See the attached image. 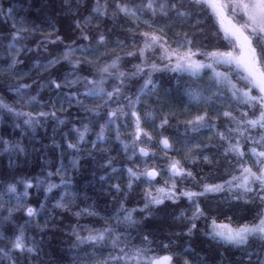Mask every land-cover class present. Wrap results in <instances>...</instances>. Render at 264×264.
<instances>
[{
	"label": "trees",
	"instance_id": "obj_1",
	"mask_svg": "<svg viewBox=\"0 0 264 264\" xmlns=\"http://www.w3.org/2000/svg\"><path fill=\"white\" fill-rule=\"evenodd\" d=\"M41 2L42 0H0V4L5 9L11 6L14 10L11 17H5L0 13V69L6 68L7 54L4 48L8 42L2 37L13 31L12 24H15L17 28L21 27L22 22L26 26H31L32 22L40 25L39 30L21 33L27 39L19 41L21 51L18 59L22 61L16 65L19 75L0 71V98L10 104L15 103L20 110L32 113L37 119L35 125H28L24 123L26 117L17 118L0 110V193L4 192L5 184L14 183L17 193L21 194L19 204L14 197L9 200L7 194L3 200H0V233L3 234V239H0V248L9 246L10 238L18 235L20 229L23 228L26 242L34 240L39 255L27 260L21 255L19 257L21 264H73L81 254L80 250L73 247L75 242L73 228L77 229L81 235H86L90 230L111 226L118 232L129 235L128 243L131 245L151 248L154 250L153 254L156 255H164L166 252L175 254L174 264H183L184 259L191 261L192 264H233L234 261H239L242 257L239 249L211 240L206 232L209 230L211 218H215L218 222H231L233 225L253 223L257 213L264 208V205L254 196L250 197L252 202L247 204L244 200H233L232 193L229 192L199 197V205L204 209L206 216L195 221L197 228L191 236L186 233L195 209L194 202L187 197L182 196L175 203L166 200L160 206L150 205L152 211L150 216L140 211L146 203V194L149 191L153 193L152 190L157 188V185L165 186L166 181L169 184L172 183L167 171L170 160H179L183 167L190 170L195 177L194 179L193 177H176L178 192L182 190L199 192L201 191L200 185L204 183H220L228 179L230 174H238L237 158L231 154H224V142L219 140L215 134L216 131L226 132L229 127H234V122L220 115L219 107L188 104L186 98L180 95L174 87L178 74L157 71L153 73V79L161 85L158 91L162 93L164 89H168L170 95L167 98L162 96V100L166 99L168 103L160 107L155 120L142 124L152 138L149 142L143 135L141 136L140 146L149 150V157L142 158L138 152L136 156H132L131 140L134 128L133 119L130 116L126 127L121 122L119 140L115 139V129L108 128L105 135L111 139H108L106 143H100L97 141L96 134L99 132V124L104 123V120L85 112L77 104L73 95L83 91V84L65 86L64 81L60 79L63 76H67L68 81L75 79L74 75H70L73 71L71 65L62 58L63 49L69 45L75 47L84 44L87 46L89 42L78 38L80 32L76 29L71 15H53L52 12L41 9ZM103 2L104 0H101V3ZM128 2L131 6L139 5L144 0H128ZM111 11L110 8L109 12ZM45 18L52 20L55 29L43 23ZM76 18L80 19L79 16ZM146 18L137 20L121 15L116 21L99 20V27H97L95 18L92 24L82 23V27L90 37L96 31H105L107 34V29H112L123 42L122 46L118 47L116 36H112L106 48L101 47L96 56H89L87 59L99 64L109 62V57L101 55L107 52L110 56L121 58V71L134 72L133 65L140 64L141 61L138 56H128L127 53L135 52L143 46V38L139 35L141 32L153 30L144 25ZM197 19H200L202 23L196 25ZM168 25L166 32L170 40L176 32L181 34L188 32L190 35L199 37L215 30L213 20L206 14L194 15L184 20L174 17ZM193 25H196L195 29ZM161 26L163 25H154V28ZM200 27H203L204 33L197 30ZM69 35L72 36V40L76 41V45H73L72 40L67 38ZM57 36L64 37L63 41L56 40ZM133 36L136 37L135 40L132 39ZM50 40L55 43L49 42ZM202 42L208 43L206 40ZM92 46L95 47L94 42ZM172 46L175 47V45ZM24 49H31V51ZM53 58L60 59V63L54 68L46 69L37 65V61L44 64ZM70 59L83 61L85 57L76 52ZM149 62H155L159 66L166 63L159 59L158 51L149 55ZM88 67L87 63L83 64L84 69ZM79 75H88V72L81 71ZM54 79L61 82V89H56L51 85L50 81ZM187 80L188 77L185 76L181 83ZM137 81L142 83L139 78H134L133 83L136 86L130 89L132 92H135L139 86ZM21 83L32 86L28 90V95L35 96V102L28 104L19 101L16 97L14 88ZM42 84L43 87L40 86ZM114 84L115 81H110L106 87L111 90ZM80 98L84 99L83 96ZM155 101V95L144 98L142 104L136 109L142 118L145 108L150 110L156 108ZM85 103L89 107H98L102 104L101 101L93 99H88ZM201 110L209 113L210 121L216 125V128L205 129L198 134L189 133V136L185 138L183 133L186 122L199 114ZM227 110L232 111L233 115L239 119L240 112L248 111V108L244 105H234ZM103 111L104 109H101V114ZM41 112L55 113V115L39 117L38 114ZM161 115L168 117V124L162 128L160 127ZM248 115L252 118L253 113L249 111ZM61 120L64 122L60 123ZM83 124H88L90 131L85 141L81 143L78 141L76 129L81 128ZM251 135L256 137L257 132L252 131ZM165 136L173 145L172 149L167 152L159 143ZM186 139L190 143H200L208 147L193 148L191 152H188L185 148ZM3 140L10 141L14 145L18 144L23 150L5 151ZM94 141L97 144L95 148L92 146ZM121 141L129 143L130 147L127 152ZM240 142L245 150V162L252 165L255 171L253 158L248 152L249 145L244 142L243 138ZM69 143L77 144L79 150L69 148ZM201 153L208 155L212 163L205 162ZM73 160L77 161L75 166H73ZM108 160H111L112 167L118 169L117 172H112L107 166ZM146 165L156 167L160 175L151 184L145 183L143 177L140 180H134L132 188L128 189L127 168L143 171ZM61 168L62 170L58 171ZM101 176L106 179L102 181ZM28 181L31 182L32 187L27 189L28 195L23 196L25 182ZM61 181L70 183L65 187ZM49 183L60 185V187L47 192ZM117 184L120 186L119 192L113 187ZM65 191L75 193V196L65 197L67 208L55 207ZM121 202L127 209H136L133 216L140 222L137 228H126L123 224H116L115 212ZM41 204L44 205L43 209L40 208ZM8 207L16 210L12 213L11 220L6 221L4 217L8 215L6 211ZM27 207L36 208L38 215L29 217L26 213ZM85 209L88 211H84ZM77 212L80 215L77 216L75 214ZM181 212L184 213L183 216ZM229 217H231L230 221ZM144 235L148 236L150 244L142 243ZM161 244H167L168 249L162 248ZM189 245L194 252L187 250ZM105 247L111 249V243H107ZM112 254L116 253L113 251ZM108 255L109 252L105 251L104 256ZM196 256L199 257L198 261L194 258ZM3 264H7V261Z\"/></svg>",
	"mask_w": 264,
	"mask_h": 264
},
{
	"label": "snow or ice",
	"instance_id": "obj_2",
	"mask_svg": "<svg viewBox=\"0 0 264 264\" xmlns=\"http://www.w3.org/2000/svg\"><path fill=\"white\" fill-rule=\"evenodd\" d=\"M112 9L109 12V9ZM41 9L50 11L53 15L65 16L71 15L76 29L79 30V39L88 41V45H76V41L72 40V36L67 38L72 40L75 47L69 45L63 49V59L66 60L72 68V73L75 79L68 81L67 76L60 79L64 81V85L69 84L75 86L79 83L83 84V91L79 94H73L76 102L85 112L90 113L93 117L104 120V123L99 124V132L97 141L106 143L111 137L105 135L108 128L115 129V139H120V128L127 126L128 117L133 119L134 132L131 140L132 156H136L137 152L140 157H149V150L141 145V136L151 142V135L142 127L143 123L154 121L160 107L168 103L166 99L162 100V96L167 98L170 95L168 89H164L161 93L158 91L161 85L153 79V73L157 71H167L178 74L175 80L174 87L178 93L186 98L188 104L200 106L207 105L212 108L219 107L220 115L234 122V127H229L226 132L216 131V136L223 141V149L225 155H233L237 158L238 174H230L229 178L220 183H204L200 185L201 191L195 192L190 190L177 191L175 183L176 177H193V173L184 168L179 160H170L168 164V173L172 179V183L165 182V186L157 187V195H152L149 191L146 194V203L141 212H146L147 215H152L151 206H160L166 200L175 203L181 196L187 197L193 201L195 211L190 218V226L187 228V235L191 236L197 228L195 223L200 217H205V211L199 205L198 198L209 194H219L224 192L232 193V199L236 201L244 200L251 203L250 197L254 196L262 205H264V0H144L139 5H131L128 0H42ZM13 8L9 6L5 9L0 4V13L5 17L13 15ZM206 14L208 18L213 20L215 30L208 34H203L199 37L190 35L188 32L182 34L176 32L171 40L167 36L168 22L174 17L182 20L191 17ZM121 15L123 17H135L137 20L144 19V25L152 31H144L139 35L143 38V46L139 47L135 52H128V56H138L140 64H135L134 72L126 73L120 70L119 56H110L109 53H101L109 57V62L99 64L87 59L89 56H96L100 52L101 47H107L109 38L116 36L117 46H122V41L119 35L112 29L105 31H96L90 37L84 25H89L94 22V18L99 27L98 21L102 19H111L116 21ZM79 16L80 19L76 17ZM44 24L55 29V25L51 19L45 18ZM200 19L196 20V25L201 24ZM161 27L154 28V25ZM193 25V28H196ZM12 29L7 36L2 37L8 42L5 45L4 51L7 54L5 63L6 68L0 71H6L14 75H19V70L16 65L22 63L18 59V54L21 51L19 41L27 39L21 33L34 32L40 29V25L32 22L31 26H26L21 23V27L17 28L12 24ZM58 31V29H56ZM204 33L203 27L197 29ZM64 37L57 36L56 40L63 41ZM136 39L135 36L132 37ZM208 41L204 44L202 41ZM49 42L55 43L50 40ZM93 42L95 47H93ZM172 45H175L173 47ZM15 49V51H12ZM31 51V49H24ZM159 52V59L166 61L162 66L155 62H149V55ZM79 52L85 60L70 59V57ZM60 63V59L53 58L44 64L37 61V65L42 68H54ZM87 63L89 67L83 68V64ZM147 69V71H145ZM87 71L88 75L80 76L79 72ZM187 76L188 80L181 83L183 78ZM205 77H207L205 79ZM134 78H139L142 83H138L137 90L132 92L130 89L136 85L133 83ZM110 81H115V84L108 90L106 85ZM203 81V83H201ZM51 85L56 89H61L62 84L59 80H51ZM43 87L44 85H40ZM31 85L21 83L15 86L14 92L19 101L31 104L36 101L35 96L28 95V90ZM127 89V90H126ZM255 92V94H253ZM156 96V108L150 110L144 109V117L136 110L143 102L144 98ZM83 96L84 99L80 97ZM88 99L99 100L102 104L98 107H89L85 101ZM18 101V102H19ZM234 105H244L248 111H241L240 118L237 119L232 111L227 110ZM101 109H104L101 114ZM0 110L14 117H26L25 124L35 125L37 119L32 113L23 112L15 103H8L0 98ZM253 113L252 118H249L248 112ZM45 115H55V113L38 114L39 117ZM162 128L168 124V117L160 116ZM64 121L61 120L60 123ZM122 122V123H121ZM216 125L211 123L209 113L201 110L199 114L186 122V128L183 133L187 138L189 133L198 134L205 129H215ZM90 131L88 124H83L81 128H77L78 141L84 142L85 137ZM252 131L257 132V136L251 135ZM243 138L244 142L249 145L248 152L253 158V166L245 162V150L240 142ZM235 141V142H234ZM4 150L9 151L17 149L22 151L18 144H12L10 141L3 140ZM159 143L167 152L172 149L173 145L168 137H162ZM125 150L128 151L129 143L121 141ZM92 146H97L96 142H92ZM68 147L79 150L77 144L69 143ZM208 147L200 143H190L185 141V148L191 152L193 148L200 149ZM154 157V153L152 154ZM205 162L212 163L210 157L201 153ZM73 166L77 161L73 160ZM107 166L112 172H117L118 169L112 167L111 160H108ZM58 169V171H61ZM129 174L128 189L133 186L134 180L144 178L145 183L151 184L160 172L156 167L145 166L143 171H136L133 168H127ZM51 175V173H49ZM103 181L106 177L101 176ZM69 181H61V184L67 187ZM32 187L30 181L25 182V191L22 194L27 196V189ZM60 187L53 183H49L46 191L51 192L54 188ZM117 192L120 191V186H113ZM7 194L9 200L15 198L17 204L20 203V193H17L16 184L7 183L4 186V192L0 193V200L4 199ZM75 193L65 191L60 199L56 202L55 207L67 208L65 197H74ZM43 209L44 205L41 204ZM16 209L8 207L6 209L8 215L4 217L6 221L11 220L12 213ZM84 211H88L85 209ZM136 209H127L121 202L119 208L115 212L116 224L125 225L126 228H137V221L133 213ZM26 213L29 217H36L38 210L33 207H27ZM123 213V215H121ZM77 216L79 212L75 213ZM95 214V213H90ZM183 216L184 213L181 212ZM229 221L231 217L228 218ZM75 237L74 248L80 250V255L73 264H174V255L171 252H166L164 255L153 254L154 250L148 247H136L128 243L130 237L125 233H120L116 228L108 226L103 229H94L87 232L86 235H81L77 229L73 228ZM206 235L222 245H229L241 251L242 257L239 261H234L233 264H264V208H262L254 218L253 223H240L233 225L231 222H218L215 218H211L209 230ZM0 239H3V234L0 233ZM111 243V249L105 247L107 243ZM142 243L150 244L148 236H142ZM81 246H84L83 248ZM99 246V247H98ZM161 247L168 249L167 244H161ZM189 252L194 250L189 245ZM108 251L109 255L104 256V252ZM116 254L113 255L112 252ZM23 255L25 260L33 256H38L39 251L36 242H26L23 228L19 234L10 238V245L0 248V264L7 261V264H21L19 257ZM223 255V254H221ZM199 260V257H194ZM179 259V257H176ZM183 264H192L191 261L184 259Z\"/></svg>",
	"mask_w": 264,
	"mask_h": 264
},
{
	"label": "rangeland",
	"instance_id": "obj_3",
	"mask_svg": "<svg viewBox=\"0 0 264 264\" xmlns=\"http://www.w3.org/2000/svg\"><path fill=\"white\" fill-rule=\"evenodd\" d=\"M133 18H135V17H133ZM157 187H163V186L157 185ZM152 192H153V193H151L152 195H157L156 188L153 189Z\"/></svg>",
	"mask_w": 264,
	"mask_h": 264
}]
</instances>
